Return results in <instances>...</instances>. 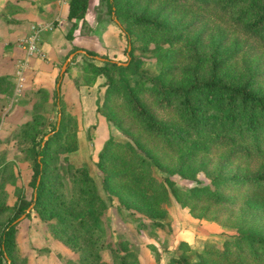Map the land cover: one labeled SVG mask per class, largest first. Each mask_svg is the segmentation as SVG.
<instances>
[{
	"label": "trees",
	"instance_id": "1",
	"mask_svg": "<svg viewBox=\"0 0 264 264\" xmlns=\"http://www.w3.org/2000/svg\"><path fill=\"white\" fill-rule=\"evenodd\" d=\"M107 3L108 13L115 18L125 39L122 50L126 63L85 50L84 54L90 57L100 56L101 64L86 61L82 72L73 78L75 84L88 85L97 74L104 76L103 97L96 103V112L115 123L124 135L107 136L96 152L95 167L101 185L108 188L112 183L133 184L156 203L165 201L170 191L192 212L198 205L236 209L251 199L264 204V0ZM86 7L87 0L67 1L66 39L74 36L77 20H84ZM206 14L216 16L234 33L232 44L224 43L227 32L213 40L206 35V28L199 29L198 22ZM136 48L138 55L134 54ZM143 52L153 58L152 65H142ZM60 77L55 75L51 90L54 104L60 106L59 118L47 130L42 124L37 139L41 120L28 121L32 124L28 136L31 144L17 149L21 152L17 160H30L27 182L31 195L25 197L16 187L14 200L8 204L4 192L0 194V264H26L25 256L17 253L15 232L20 221L17 217L30 203L24 216L30 210L40 216L55 211L58 217L54 221L46 219L48 225L81 228L83 235L115 251L116 261L122 264L124 254L117 251L115 244L104 241L103 203L88 173L80 167L72 168L76 173L68 185L67 179L48 168L56 158L52 154L56 149L72 150L77 146L75 128H70L75 118L62 112L59 84L55 86ZM1 81L8 80L0 76ZM61 134L63 139L58 141ZM220 152L225 162L237 161L248 168L225 173L226 169L219 165L207 184L189 187H175L169 176L157 175L153 170L155 167L192 179L202 164ZM194 158L198 159L196 165L187 162ZM14 161L4 159L0 167L3 179L14 176L10 169ZM75 190L77 194L73 193ZM59 207L92 211L87 217L61 220L66 216L58 211ZM147 215L150 225L161 224L153 214ZM230 260L236 264H264V233L239 229L220 245L204 244L195 261L179 255L171 257L167 264Z\"/></svg>",
	"mask_w": 264,
	"mask_h": 264
},
{
	"label": "rangeland",
	"instance_id": "2",
	"mask_svg": "<svg viewBox=\"0 0 264 264\" xmlns=\"http://www.w3.org/2000/svg\"><path fill=\"white\" fill-rule=\"evenodd\" d=\"M101 4L108 12L107 0H103ZM198 26L200 30L206 28V35H210L213 40L222 38L224 33L227 32V38L224 37V43L227 45L232 44V39L235 37L233 32L228 31L229 29L224 22L213 14H206V16L202 17L201 21L198 22ZM238 41V44H240V40ZM137 45H139V42H137ZM18 46L20 50L13 55V61L16 63L14 65V74L16 69L23 70L29 64L30 57L28 56L32 54L41 60L45 59L42 52L38 51L26 55L25 49L20 44ZM4 49L5 45H2V50L4 51ZM122 49L113 52L104 48L96 53L118 61H125L126 55ZM139 53L137 48L134 49V54L138 55ZM66 54L56 63V74ZM141 55L144 57L142 65H152L153 58L149 53L143 52ZM18 60H25L23 68L19 66L20 62ZM86 61H91L96 65L101 64L100 56L98 55L90 57L82 52H76L69 59L67 67L60 77L59 88L63 113L71 112L69 107L66 109L68 105L65 104L63 99L61 82L63 83V88L68 84L76 88L91 86V89L96 91V103L99 104L102 101L105 87L102 74H97L88 85L75 84L73 81V78L82 72L81 66ZM23 74L24 72H22ZM2 77H5V74ZM13 92L12 86L7 84L0 85V95L8 96L5 97V103L0 96V167L4 163V159H19L18 155L21 153L17 150L19 146H29L31 144L28 136L30 135L31 130L29 131V129L32 124H27L28 121L41 120L38 126L39 130L35 135V139H37L42 129L41 125L43 124L45 130H47L57 121L58 109H60V106L54 104L51 95L47 97L45 93L31 103L23 120L8 125L4 118L7 104L14 101L12 99ZM5 104L6 106H4ZM72 115L75 121L70 128H75L77 146L72 150L56 149L52 153L56 158L53 160L52 165H48V168H50L52 173L57 172L61 177L67 179L68 185H70L71 177L76 173L72 168L80 167L82 172L88 173L94 189L103 203L101 225L103 227L104 241L106 239L110 244H115L117 251L124 254L122 264H167L171 257L179 255L185 256L189 261H195L198 259L199 251L204 244L215 243L220 245L223 240L235 235L239 229H249L264 233V204L256 199L247 200L236 209H220L217 206L198 205L192 212L187 205H182L175 199L170 191H168L165 201L156 203L133 184L112 183L108 188L103 187L95 167L96 152L107 136L124 137V135L121 129L115 123L108 122L102 113L97 112L95 114L96 123L88 125H82L80 118L74 114ZM46 124L48 125L47 127ZM62 139L63 135L61 134L57 140L62 141ZM50 143L54 145L52 142ZM27 160L29 163L23 160L14 161V165L10 167L13 177L8 176L3 179L2 174H0V194L4 192L6 199H9V201L12 198L14 199L13 194H15L16 187H20L25 197L31 195L32 188L28 184V180H26L31 174L29 157ZM197 161V158L187 160L192 165H196ZM219 165L226 169L225 173L234 170L242 171V169L248 168V166H243L242 163L237 161L225 162L224 154L220 152L209 158L205 164H202L192 179L181 177L176 172L166 173L155 167L153 170L157 175L169 176L174 181L175 187H189L195 184H207L210 175ZM22 175L24 180L21 179ZM73 193L77 194L78 190L73 191ZM126 203L132 206H128ZM58 211L66 216L61 218L63 220L77 219L81 215L87 217V214H90L92 209L74 210L70 207H59ZM33 212L30 210L28 220L30 224L36 225V242L43 245L37 250L47 253L51 252L50 254H53L54 257L60 259L64 264H120L115 259V251L109 246L99 243L98 240L83 235L81 228H62L51 223L48 225L49 222L46 219L50 221L57 219L58 215L55 211L49 216H46L47 213L44 216L43 214L40 216L36 212L31 216L30 213ZM147 213L153 214L155 219L160 221L161 224L150 225L148 222L150 217H148ZM216 213H218L217 216L215 215ZM41 231H44L46 241L40 238L39 233H42ZM46 242L49 246L45 244ZM4 263L2 262L1 264ZM45 264H55V261L53 263L48 261ZM57 264L59 263L57 262ZM208 264L236 263L230 260ZM241 264L251 263L243 262Z\"/></svg>",
	"mask_w": 264,
	"mask_h": 264
},
{
	"label": "crops",
	"instance_id": "3",
	"mask_svg": "<svg viewBox=\"0 0 264 264\" xmlns=\"http://www.w3.org/2000/svg\"><path fill=\"white\" fill-rule=\"evenodd\" d=\"M67 1L0 0V76L5 74L8 80V83L1 81L0 85L10 83L14 90V97L12 96L14 101L6 103L7 110L4 119L8 125L23 120L29 106L39 98L40 93H46L47 97L51 95L56 75L55 65L64 54L70 52L73 46L84 52L85 50L98 52L104 48L116 52L124 46L125 40L122 32L116 20L106 11V8L102 7L103 0H87L84 20H77L74 36L66 39L64 35L69 27V21L66 18ZM44 24L51 26L39 31L37 46L45 59L41 60L33 54L28 56L30 60L28 59L29 64L22 70L24 74L20 81V92H16L19 83L13 73L16 64L13 61V55L20 50L17 42L31 32L32 26ZM2 45H5L4 51ZM61 88L65 104L68 105L66 109L69 107L70 112L80 118L82 125L95 124L96 91H93L91 86L76 88L70 84L63 88L62 82ZM0 96L3 102L5 97H8L3 94ZM18 161L15 160V162ZM21 179L24 180L23 175ZM28 179L29 176L26 180ZM13 200V198L11 201L6 199V203L10 204ZM30 214L33 216L34 212ZM28 217V215L22 217L16 228L15 239L18 255L25 256L26 264H45L48 261L64 264L50 254L51 252L37 250L43 245L36 242V225L30 224ZM41 232L39 233L40 238L46 241L44 231ZM45 244L49 246L47 242Z\"/></svg>",
	"mask_w": 264,
	"mask_h": 264
},
{
	"label": "built area",
	"instance_id": "4",
	"mask_svg": "<svg viewBox=\"0 0 264 264\" xmlns=\"http://www.w3.org/2000/svg\"><path fill=\"white\" fill-rule=\"evenodd\" d=\"M50 26H51L50 24L32 26L31 32L28 35H25L18 40V44H20L21 47L25 49L26 55H29L33 52H38L37 43H38L39 31L42 29L50 28ZM18 62H20L19 66L23 68L25 60H18ZM15 76L19 83L16 87V91L20 92L19 90L21 85L20 81L22 79V69H16ZM4 264L7 263L5 262Z\"/></svg>",
	"mask_w": 264,
	"mask_h": 264
},
{
	"label": "water",
	"instance_id": "5",
	"mask_svg": "<svg viewBox=\"0 0 264 264\" xmlns=\"http://www.w3.org/2000/svg\"><path fill=\"white\" fill-rule=\"evenodd\" d=\"M114 19H115V18H114ZM126 49H127V50L129 49V45H127ZM76 52H82V53H85L84 50H82V49H76V50H74V51H70V52L67 54V56L64 58L63 62L61 63L60 69H59V71H58V74H59L60 76L62 75V73H63V71H64V69H65V67H66V65H67V63H68V61H69V59H70V58L72 57V55H73L74 53H76ZM116 62H117V63H122V64H125V63H126V61H124V62L116 61ZM59 81H60V79H59ZM59 81L55 83V86H58ZM57 118H59V113L57 114ZM46 137H47V134L44 135L43 139H45ZM36 183H37V180H36ZM33 198H34V194H33ZM31 205H32V203H30V204L25 208V211H24L23 213H21V214L17 217V219H21L22 217H24L25 213L29 211Z\"/></svg>",
	"mask_w": 264,
	"mask_h": 264
}]
</instances>
